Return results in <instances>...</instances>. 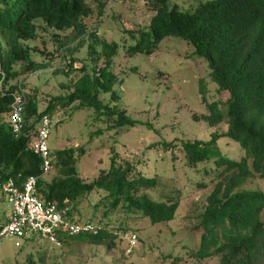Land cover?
<instances>
[{
  "label": "rangeland",
  "instance_id": "obj_1",
  "mask_svg": "<svg viewBox=\"0 0 264 264\" xmlns=\"http://www.w3.org/2000/svg\"><path fill=\"white\" fill-rule=\"evenodd\" d=\"M88 1L94 10L87 18L89 31L75 39L71 30L57 33L37 20L38 35L24 42L30 47L31 58L40 65L28 68L26 61H17L16 74L7 84L17 87L24 80L42 111L54 97L70 94L80 76L92 73L104 62L108 42L107 50L116 49L111 54V69L117 73V97L108 91L100 92V98L113 111L98 112L93 104L80 105V99L66 105L58 103L53 112H48L53 118L50 147H77L76 165L86 181L108 169L113 156L120 163L129 161L135 174L157 177L156 186L147 189L154 199L179 197L180 205L172 219L153 223L147 216L130 213L122 200L115 203L105 189L96 187L71 202L70 208L74 217L94 218L116 228L119 235L112 244L106 236L63 233L57 243L39 234L7 235L0 239V264H220L217 255L203 259L194 253L201 238V231L195 228L196 215L214 187L215 164L209 159L190 165L184 142L208 140L214 132H220L216 142L221 153L237 159L248 157L252 163L248 149L223 133L228 129L226 120L211 124L203 117L210 113L209 103L214 101L227 112L229 90L220 89L205 57L195 54V45L177 35L164 37L152 52L129 50L143 30L151 29L156 12L153 0ZM203 1L168 3L193 10ZM102 3L104 11L100 10ZM122 109L134 124L119 119ZM39 125L37 119L36 127ZM243 187L264 191V177L256 174ZM9 205L0 185V220L6 218ZM125 226L139 237L129 254L125 252L128 242L120 234Z\"/></svg>",
  "mask_w": 264,
  "mask_h": 264
},
{
  "label": "trees",
  "instance_id": "obj_2",
  "mask_svg": "<svg viewBox=\"0 0 264 264\" xmlns=\"http://www.w3.org/2000/svg\"><path fill=\"white\" fill-rule=\"evenodd\" d=\"M153 6L156 12L151 29L143 30L137 44L129 50L152 52L169 35L193 43L195 54L205 57L220 89L230 92L227 112L214 101L209 103L210 113L203 117L211 124L226 120L228 129L223 133L240 141L253 159L249 164L248 157L237 159L221 153L216 142L220 132H214L208 140L184 142L190 165L209 159L215 164L214 187L196 215L195 228L201 231V238L194 253L203 259L217 255L220 264H264V191L243 187L256 174L264 177V0H206L193 10L181 9L176 3L170 5L168 0H153ZM100 8L104 11V3ZM93 11L88 0H0V68L7 74L1 84L0 73V185L10 177L20 182L30 174H37L38 194L56 200L60 206L70 208L71 202L99 187L115 203L122 200L123 207L132 214L147 216L153 223L170 220L176 214L180 198L154 199L147 189L156 186L157 177L135 174L129 161L120 163L113 156L108 169L86 181L76 165L77 147L51 148L52 168L46 173L41 155L30 147L37 119L44 112H53L60 102L66 105L80 99V105L93 104L98 112L112 109L100 98V92L108 91L117 97L114 90L117 73L111 69V54L116 49L107 50L108 42L104 62L97 64L92 73L80 76L67 96L54 97L40 111L37 96L28 93L25 111L28 134L16 136L6 115L9 116L16 88V84H7L16 74L14 64L23 60L28 68L40 65L31 58L30 47L24 42L38 35L37 20L41 19L57 33L71 30L75 39L89 31L87 18ZM67 64L70 66L72 62ZM119 119L135 123L125 109ZM69 213L73 215L72 208ZM70 235L106 236L112 244L117 233L104 229L97 234Z\"/></svg>",
  "mask_w": 264,
  "mask_h": 264
},
{
  "label": "built area",
  "instance_id": "obj_3",
  "mask_svg": "<svg viewBox=\"0 0 264 264\" xmlns=\"http://www.w3.org/2000/svg\"><path fill=\"white\" fill-rule=\"evenodd\" d=\"M1 84L5 78L4 71L0 68ZM29 88L20 80L13 91V101L9 111V120L16 136L28 134L25 132V111L28 100ZM40 125L32 132L34 135L30 141V147L39 153L42 158L43 172L52 168V153L49 144L52 116L48 112L40 116ZM37 174H30L22 181L10 177L2 183L3 191L10 204V212L5 222H0V239L7 235L16 237H28L34 234L47 236L51 240L60 243L59 237L67 234H97L104 229L119 231L105 224L101 220L86 218L81 220L69 213L68 206H60L56 200L46 199L37 192ZM128 246L125 250L131 253L137 244L139 237L136 232L124 230L120 232ZM17 244H20L17 241Z\"/></svg>",
  "mask_w": 264,
  "mask_h": 264
},
{
  "label": "crops",
  "instance_id": "obj_4",
  "mask_svg": "<svg viewBox=\"0 0 264 264\" xmlns=\"http://www.w3.org/2000/svg\"><path fill=\"white\" fill-rule=\"evenodd\" d=\"M2 189H3V187H2ZM9 212H10V205H9V209H8V211L6 213V218L4 220H0V222H5L8 219Z\"/></svg>",
  "mask_w": 264,
  "mask_h": 264
}]
</instances>
